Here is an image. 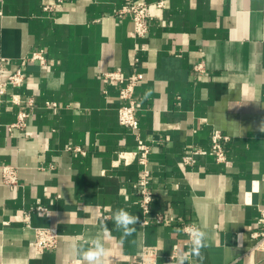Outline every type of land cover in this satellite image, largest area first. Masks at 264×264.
I'll use <instances>...</instances> for the list:
<instances>
[{
    "label": "crops",
    "instance_id": "0c3cea01",
    "mask_svg": "<svg viewBox=\"0 0 264 264\" xmlns=\"http://www.w3.org/2000/svg\"><path fill=\"white\" fill-rule=\"evenodd\" d=\"M130 1L0 0V84L25 73L0 97V171L13 165L20 178L0 182V264H81L98 239L106 264H129L145 245L159 248L158 264H264L251 235L264 208V0H142L146 38L120 13ZM37 49L45 65L28 60ZM107 70L144 74L137 118L163 223L141 224L137 142L119 122L124 82ZM29 98L27 127L10 129ZM215 130L230 137L224 162L210 153ZM37 205L47 210L26 220ZM120 209L138 217L131 235L116 229ZM191 222L202 245L182 229ZM38 226L58 228L56 248L36 250Z\"/></svg>",
    "mask_w": 264,
    "mask_h": 264
},
{
    "label": "built area",
    "instance_id": "2783aa9c",
    "mask_svg": "<svg viewBox=\"0 0 264 264\" xmlns=\"http://www.w3.org/2000/svg\"><path fill=\"white\" fill-rule=\"evenodd\" d=\"M163 1L158 2V6H162ZM52 6H45V10H51ZM120 13L127 14L133 23V35L137 38H146L149 34V16H150V4L142 0H134L126 3L120 10ZM147 48L146 43H140L139 50L143 51ZM30 62H38L42 65L47 63V55L45 50L37 49L34 50L27 56ZM136 61L139 57L135 58ZM196 70L204 71L205 64L199 62L195 66ZM105 78L124 82V85L118 90V97L122 101L119 106V122L122 126L129 129L136 138L137 148L135 155L138 160V164L141 169L138 176V199L137 203L141 208L143 218L141 220L142 225H148L152 222L163 223L166 221L162 214L152 215V202L155 199L153 186L151 184V171L149 168V155L151 153L152 145L147 142L140 131L139 122L137 118V100L135 98V91L137 86L141 83L144 78L142 72H134L128 78H124L119 70H107L104 74ZM6 80L14 86H21L25 81V73L21 69L11 71L7 74ZM4 82L0 84V97L5 94ZM17 104H22L20 100H14ZM21 109L18 111V119L16 122L9 126L10 129L25 128L28 124L31 109L35 105V100L29 98L25 101ZM53 106L57 104L52 103ZM230 139L229 135L223 134L220 130H215L211 134L210 139V153L214 156L217 162H224L227 159L226 155V142ZM72 150H76L85 153V150L80 146H71ZM202 149L193 150L192 155L200 154ZM192 157V156H191ZM185 156L184 161L190 163L192 158ZM19 172L17 167L4 164L1 166L0 171V182L10 186L11 188L16 187L19 184ZM47 208L43 205H37L32 207L29 211L24 213L26 220L31 218L32 211L42 213ZM107 216H104L106 218ZM258 228L251 231L252 237L255 239V245L252 250L264 251V208L261 209L260 217L258 219ZM30 226V223L27 222ZM183 231L187 235L190 242H194L190 233L195 229H199L198 225L194 222L184 223ZM60 233L57 227L54 226H38L35 227V240L34 247L38 251H43L50 248H56L59 243ZM159 248L155 245H145L142 252L135 256L129 264H158ZM72 264H79L77 260H73Z\"/></svg>",
    "mask_w": 264,
    "mask_h": 264
},
{
    "label": "clouds",
    "instance_id": "9594fccd",
    "mask_svg": "<svg viewBox=\"0 0 264 264\" xmlns=\"http://www.w3.org/2000/svg\"><path fill=\"white\" fill-rule=\"evenodd\" d=\"M114 221L117 230L123 232L124 236L131 235L135 231L134 226L138 223V217L133 216L127 211L120 209L114 214ZM195 245H202L203 232L195 229L190 233ZM109 249L104 246L103 240H95L86 250L80 253L81 264L87 261V264H106Z\"/></svg>",
    "mask_w": 264,
    "mask_h": 264
}]
</instances>
